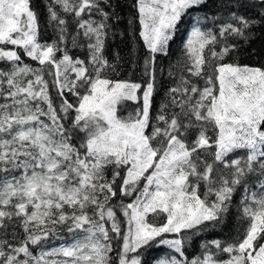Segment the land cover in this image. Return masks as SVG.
<instances>
[{"label":"snow or ice","instance_id":"1","mask_svg":"<svg viewBox=\"0 0 264 264\" xmlns=\"http://www.w3.org/2000/svg\"><path fill=\"white\" fill-rule=\"evenodd\" d=\"M207 2L130 5L128 30L138 23L147 49L139 83L109 75L119 0H49L43 23L32 0H0V264H144L161 246L175 255L154 264H264V67L237 58L264 27V0L193 17L168 73L176 84L153 112L157 56ZM233 208L243 233L189 259L193 238L226 226ZM60 229L71 241L46 247Z\"/></svg>","mask_w":264,"mask_h":264},{"label":"trees","instance_id":"2","mask_svg":"<svg viewBox=\"0 0 264 264\" xmlns=\"http://www.w3.org/2000/svg\"><path fill=\"white\" fill-rule=\"evenodd\" d=\"M135 0H119L120 7L117 9L120 15L123 17V20L119 23L118 28L116 29L117 35L114 39L108 42L107 47V56L110 61L114 59V52H119L120 61L118 68L119 75L109 74L113 79H129L132 82L143 83L147 77L143 75V57L147 53L146 46L143 43L142 38L139 36L140 26L135 24V34L133 35L128 30V18L130 15H135L134 10L130 7ZM49 3V0H32V7L37 11L40 21L43 23L47 17L46 4ZM223 3V0H208L207 5L200 9L199 11L193 12L190 16L184 17L182 23L179 25L178 33L169 42L167 54H161L157 56V67L160 69V72L157 74V90L153 97V112L155 113L161 102L165 99V92L170 87L175 86L178 76L170 77L168 75L171 68L174 72H179L180 66L183 64V44L186 41L187 33L189 27L193 23V17L201 18L205 15L211 17L213 14L218 13L220 5ZM256 11H259L257 9ZM208 27L212 25L207 24ZM123 33V35H120ZM254 37L248 42L244 43L241 41V48L237 53L238 62L242 65H249L255 67H264V27L257 25L254 29ZM42 39L48 40L49 42L52 39L51 29L48 32L42 34ZM74 55H80L83 58V53L73 50ZM135 60L136 63L133 65L132 61ZM26 63H32L35 65L36 62L31 61L28 58H25ZM173 65H176L175 68H172ZM0 67H6L4 64H0ZM187 75V73H185ZM48 78L47 76L45 77ZM194 82L202 84L201 80L192 78ZM50 93L53 96L54 104H58L59 100L56 98L55 91L50 87ZM70 101L75 102V98L72 96L68 97ZM135 107L134 102H128L127 110L123 113L127 114L128 111H132ZM234 201L238 202L240 199V192L238 191L234 196ZM238 212L233 208L230 212V215L227 219L226 226L218 228L215 231H210L202 234L201 236L193 238V240L186 247V255L189 259L199 255L201 253L200 244L206 240L220 239L222 241L231 242L238 234H242L244 229L247 227V221L237 219ZM151 220V217H149ZM3 229H0V238L2 237ZM9 233L12 231L11 226L8 229ZM17 232H20V229H16ZM22 232L20 236L22 237ZM60 238L52 241L46 247H51L57 245L61 242L69 241L72 239V235L69 234L66 229H60L58 232ZM33 252L37 253L38 249L33 248ZM175 255L171 249L167 246L153 247L147 250L144 254L143 260L144 264H154V262L167 255ZM223 258H227L225 255Z\"/></svg>","mask_w":264,"mask_h":264},{"label":"rangeland","instance_id":"3","mask_svg":"<svg viewBox=\"0 0 264 264\" xmlns=\"http://www.w3.org/2000/svg\"><path fill=\"white\" fill-rule=\"evenodd\" d=\"M192 27V25L189 27V30H190V28ZM189 30H188V33H187V36H188V34H189ZM71 240H69V241H65V242H70ZM61 243H64V242H61ZM61 243H59V244H57V245H54V246H51V247H57V246H59ZM165 257V256H164Z\"/></svg>","mask_w":264,"mask_h":264}]
</instances>
